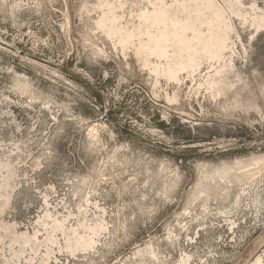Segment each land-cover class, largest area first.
Listing matches in <instances>:
<instances>
[{"label":"rangeland","instance_id":"374dc122","mask_svg":"<svg viewBox=\"0 0 264 264\" xmlns=\"http://www.w3.org/2000/svg\"><path fill=\"white\" fill-rule=\"evenodd\" d=\"M252 263L264 0H0V264Z\"/></svg>","mask_w":264,"mask_h":264},{"label":"bare ground","instance_id":"6f19581e","mask_svg":"<svg viewBox=\"0 0 264 264\" xmlns=\"http://www.w3.org/2000/svg\"><path fill=\"white\" fill-rule=\"evenodd\" d=\"M205 7H206V6H205ZM203 8H204V7H203ZM206 8H207V7H206ZM206 8H205V9H206ZM207 9H208V8H207ZM207 9H206V10H207ZM201 10H202V7L200 8V11H201ZM206 10H205V12H206ZM197 12H198V11H197ZM207 12H208V11H207ZM200 14H201V12H200ZM205 14H206V13H205ZM158 15H159V14H158ZM164 15H165V14H164ZM156 17H157V16H156ZM161 17H162V16H161ZM161 17H159V19H160ZM105 19H106V18H105ZM108 19H109V18H108ZM110 19H111V18H110ZM110 19H109V20H110ZM153 19H154V18H153ZM162 19H163V18H162ZM102 20H104V18H103ZM109 20H107V21H109ZM154 20H155V19H154ZM111 21H112V20H111ZM111 21H110L109 25L111 24ZM152 21H153V20H152ZM160 21H161V20H160ZM101 22H102V21H100V23H101ZM104 22H105V21H104ZM161 22H162V21H161ZM161 22L158 23V24H161ZM102 23H103V22H102ZM106 23H107V22H106ZM151 23H152V22H151ZM153 23H154V25H151V26H153V28H154V26H155V22H153ZM153 23H152V24H153ZM156 23H157V22H156ZM163 23H164V22H163ZM156 25H157V24H156ZM161 25H162V24H161ZM161 25H159V27H160ZM105 26L107 27V25H105ZM111 26H112V25H111ZM111 26H110V27H111ZM157 26H158V25H157ZM162 27H163V26H162ZM107 28L109 29V27H107ZM111 28H112V27H111ZM111 28H110V30H113V28H112V29H111ZM151 28H152V27H151ZM164 28H165V27H164ZM149 30H151L150 27H149ZM160 30H161V29H160ZM211 30H212V29H211ZM146 31L148 32L147 29H146ZM163 31H164V30H163ZM163 31H162V33L158 31L159 35H157L158 33H157V34L155 33V34H156L155 36H157V37L154 36V34H153L154 31H153V33H151V34H153V36H151V38L153 37V39H154V37H155V39H156V40H155V39H154V40H155L157 43H156V44L153 43V44H155L156 46H157V44H159V43H160V45H161L162 43L164 44V42H165V40H166V38H163V39H164V42L161 41V38H162L163 36L166 37V36H165L166 34H165V33L163 34ZM165 31H166V30H165ZM113 32H114V31H113ZM113 32L111 31V33H113ZM149 32H150V31H149ZM156 32H157V27H156ZM213 32H214V31H213ZM215 32H216V31H215ZM215 32H214V33H215ZM144 34H145V31H144ZM147 34H148V33H147ZM147 34H145V35L148 36ZM197 35H198V34H197ZM200 36H201V35H200ZM148 37H149V36H148ZM148 37H147V38H148ZM153 39H152V40H153ZM146 40H147V39H146ZM154 40H153V42H155ZM196 40H197V38H196ZM148 41H149V39H148ZM167 41H169L168 38H167ZM184 42H186V41H184ZM188 42H189V41H188ZM192 42H193V41H192ZM149 43H150V42H149ZM149 43H148V44H149ZM167 43H168V42H166V44H164V45H167ZM148 44H146V46H147ZM169 44H170V43H169ZM169 44H168V45H169ZM181 44H182V43H181ZM144 45H145V44H144ZM168 45H167V46H168ZM188 45H189V44H188ZM191 45H192V44H191ZM186 46H187V45H186ZM189 46H190V45H189ZM143 47H144V46H143ZM150 47H151V46H150ZM153 47H155V46H153ZM159 47H160V46H159ZM159 47H157V48H158V49L160 50V52H161L162 47H160L161 49H160ZM165 47H166V46H165ZM169 47H170V46H169ZM145 48H146V47H144V49H145ZM147 48H148L147 50L150 51V48H149L148 46H147ZM183 48H184V47H183ZM187 48H188V46H187ZM192 48H194V47H192ZM163 49H164V48H163ZM163 49H162V50H163ZM168 49H169V48H168ZM168 49H167V50H168ZM190 49H191V47H190ZM154 50H157L156 47H155ZM154 50H152V51H154ZM167 50H166V52H167ZM180 50H182V49H180ZM180 50H179L178 52H181V54H182L184 50H183V51H180ZM185 50H187V49H185ZM157 51H158V50H157ZM157 51H156V52H157ZM163 51H164V50H163ZM188 51H189V49L186 51V53H188ZM150 52H151V51H150ZM161 53H162V52H161ZM164 53H165V52H164ZM170 53H171V51H170ZM184 53H185V52H184ZM153 54H154V53H153ZM168 54H169V53H168ZM191 54H192V51H191ZM191 54H189V55H191ZM193 54H194V53H193ZM193 54H192V55H193ZM158 55H159V54H158ZM161 55H162V54H161ZM163 55H166V53L163 54ZM178 55H179V57H180V54H178ZM178 55H177V56H178ZM192 55H191V57H192ZM182 57H183V56H182ZM185 57H186V56H184L183 58H185ZM187 57H188V56H187ZM189 57H190V56H189ZM193 57H194V56H193ZM175 59H176V58H175ZM179 59H181V58H179ZM189 59H191V58H189ZM189 59H186L187 62H188V61L190 62V61L192 60V59H191V60H189ZM193 59H194V58H193ZM186 60H185V61H186ZM175 61H176V60H175ZM178 61H180V60H178ZM182 61H183V60H182ZM193 61H194V60H193ZM191 62H192V61H191ZM191 62H190V63H191ZM176 63H177V62H176ZM183 63H184V62H183ZM192 63H193V62H192ZM188 64H189V63H188ZM177 65H178V64H177ZM179 65H180V64H179ZM181 65H182V64H181ZM184 66H185V65H184ZM184 66H183V67H184ZM177 67H179V66H177ZM181 67H182V66H181ZM181 67H180V68H181ZM248 256H249V255H248ZM246 261H247V260H246ZM254 261H255V260H254ZM256 261H257V260H256ZM252 264H253V263H252ZM259 264H260V263H259Z\"/></svg>","mask_w":264,"mask_h":264}]
</instances>
